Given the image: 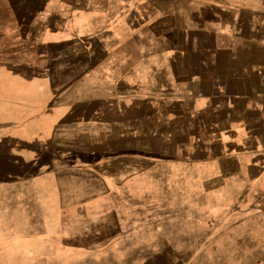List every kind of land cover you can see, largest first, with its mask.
Returning <instances> with one entry per match:
<instances>
[{
	"label": "crops",
	"instance_id": "obj_1",
	"mask_svg": "<svg viewBox=\"0 0 264 264\" xmlns=\"http://www.w3.org/2000/svg\"><path fill=\"white\" fill-rule=\"evenodd\" d=\"M6 1L0 129L62 141L122 128L157 145L119 160L134 187L144 174L150 192L182 195L151 208L182 215L184 237L214 227L264 241V0H42L21 17ZM128 76L156 80L125 93L115 80Z\"/></svg>",
	"mask_w": 264,
	"mask_h": 264
},
{
	"label": "rangeland",
	"instance_id": "obj_2",
	"mask_svg": "<svg viewBox=\"0 0 264 264\" xmlns=\"http://www.w3.org/2000/svg\"><path fill=\"white\" fill-rule=\"evenodd\" d=\"M41 2L9 1L18 17ZM7 6L0 0L1 24ZM155 80L115 81L132 93L136 82L150 89ZM95 91L105 93V83H95ZM74 130L58 141L53 128L0 129V264H264L260 235L211 226L206 237L190 239L182 215L167 220L165 209L151 208L163 198L178 205L182 195L150 192L144 174L134 187L126 175L132 161L119 159L157 145L123 139L122 128L108 139L105 127Z\"/></svg>",
	"mask_w": 264,
	"mask_h": 264
}]
</instances>
